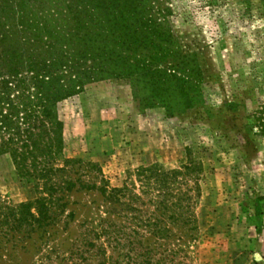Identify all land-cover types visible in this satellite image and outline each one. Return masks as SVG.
Here are the masks:
<instances>
[{
  "label": "rangeland",
  "instance_id": "obj_1",
  "mask_svg": "<svg viewBox=\"0 0 264 264\" xmlns=\"http://www.w3.org/2000/svg\"><path fill=\"white\" fill-rule=\"evenodd\" d=\"M166 7L180 47L203 70V102L170 118L163 108L144 110L129 80H109L59 104L61 164L82 165L73 178L85 190L68 197L48 234L5 241L0 264H264V0ZM153 167L178 173L175 193L190 199L192 222L185 231L170 224L169 239L128 225L106 200L125 187L140 194L138 172ZM37 199L11 155L1 156L0 209ZM109 224L129 227L132 245L111 243L102 234Z\"/></svg>",
  "mask_w": 264,
  "mask_h": 264
},
{
  "label": "trees",
  "instance_id": "obj_2",
  "mask_svg": "<svg viewBox=\"0 0 264 264\" xmlns=\"http://www.w3.org/2000/svg\"><path fill=\"white\" fill-rule=\"evenodd\" d=\"M167 2L0 0V157L11 155L38 195L34 203L0 209V251L5 241L48 234L55 215L68 208V197L85 190L73 178L82 165L61 164L65 124L59 104L109 80H129L144 110L163 108L170 118L203 102V70L169 28L173 10ZM138 178L140 194L129 187L104 192L112 213L153 236L171 238L170 224L185 231L192 222L190 199L175 193L179 174L153 167L140 170ZM129 230L109 224L102 234L126 247L132 245Z\"/></svg>",
  "mask_w": 264,
  "mask_h": 264
}]
</instances>
